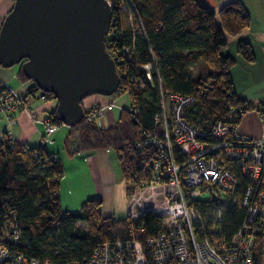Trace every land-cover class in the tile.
I'll use <instances>...</instances> for the list:
<instances>
[{
	"label": "trees",
	"instance_id": "trees-1",
	"mask_svg": "<svg viewBox=\"0 0 264 264\" xmlns=\"http://www.w3.org/2000/svg\"><path fill=\"white\" fill-rule=\"evenodd\" d=\"M110 1L113 17L106 48L115 59L120 77L114 94L127 93L130 104L121 109L116 121L105 126L87 119L93 106L85 108V116L71 126L78 132V139L72 142L68 135L65 151L73 155L112 148L128 191L134 172L154 152L152 147L139 149L135 143L160 127L155 116L162 107L161 88L166 93L194 97L184 106L182 116L202 131H210L219 120L240 123L247 111L256 108L236 96L230 74L235 58L221 51L227 44V34L236 35L249 25L250 13L240 0L225 3L218 11L204 0ZM237 51L248 60L254 58L247 41H239ZM149 62L151 80L142 69ZM19 65L21 77L27 78ZM231 106L238 109L231 113ZM51 114L63 123L57 107ZM48 144L32 146L3 134L0 236L5 220L16 215L27 244L21 248L28 255L49 258L57 264L83 263L100 243L125 238L129 222L126 217L103 216L99 211L101 197L86 199L78 210H63L58 194L64 174L62 158ZM241 179L243 185L247 183L246 178ZM222 208L223 233L230 238L245 213L238 203L230 202ZM141 224L147 235L161 227L160 218L150 211L141 216ZM254 264H264V231L255 237Z\"/></svg>",
	"mask_w": 264,
	"mask_h": 264
},
{
	"label": "built area",
	"instance_id": "built-area-1",
	"mask_svg": "<svg viewBox=\"0 0 264 264\" xmlns=\"http://www.w3.org/2000/svg\"><path fill=\"white\" fill-rule=\"evenodd\" d=\"M142 69L151 80L152 64ZM31 89L41 91L35 84ZM160 90L162 107L155 116L160 127L135 143L154 152L134 172L127 191V236L100 243L83 263L65 264H254L255 237L264 231V99L253 109L262 127L261 135L253 137L240 130V123L219 120L210 131L193 127L182 111L194 97ZM40 98L55 99L44 91ZM115 105L97 103L87 119L97 121ZM230 108L231 113L238 109ZM21 110L43 124L42 142L50 143L62 123L51 113L38 115L0 77V113L12 120ZM242 177L247 180L244 185ZM230 202L238 203L245 214L228 238L223 233L222 206ZM149 211L160 218L161 227L147 235L141 216ZM21 246L27 244L13 215L5 220L0 236V264H57L28 255Z\"/></svg>",
	"mask_w": 264,
	"mask_h": 264
},
{
	"label": "water",
	"instance_id": "water-1",
	"mask_svg": "<svg viewBox=\"0 0 264 264\" xmlns=\"http://www.w3.org/2000/svg\"><path fill=\"white\" fill-rule=\"evenodd\" d=\"M109 0H14L0 27V64H20L37 89L51 93L63 123L85 116L83 99L112 95L120 77L106 48Z\"/></svg>",
	"mask_w": 264,
	"mask_h": 264
},
{
	"label": "crops",
	"instance_id": "crops-1",
	"mask_svg": "<svg viewBox=\"0 0 264 264\" xmlns=\"http://www.w3.org/2000/svg\"><path fill=\"white\" fill-rule=\"evenodd\" d=\"M204 1L218 11L222 5L234 0ZM240 1L250 13V23L236 35L227 34V44L221 51L235 58V63L230 67V74L236 96L257 107L264 99V0ZM13 3L14 0H0V27ZM241 40L251 44L253 60L246 59L237 51V44ZM12 66L0 67V77L15 87L23 95L26 105L33 108L38 115L52 113L57 101L40 100L38 92L31 89L34 82L21 77L19 65ZM108 101L110 99L105 95L91 94L85 97L82 103L84 108H91L97 103L105 104ZM114 107L123 108L118 102ZM251 112L253 113L242 118L239 127L243 133L259 137L262 133L261 123L256 113L253 110ZM113 117V112L107 113L105 110L97 123L103 125L102 123L112 120ZM4 133L11 139L34 146L42 142L44 126L41 122L32 120L25 110L17 112L12 120L0 113V136ZM68 135L72 142L77 141L78 132L70 125L62 123L48 144L50 150L59 153L62 158L64 174L58 190L61 208L78 210L86 199L101 197L100 213L103 216L113 214L117 219H122L126 213L127 188L124 184V172L115 151L112 148L88 149L68 155L65 151Z\"/></svg>",
	"mask_w": 264,
	"mask_h": 264
},
{
	"label": "rangeland",
	"instance_id": "rangeland-1",
	"mask_svg": "<svg viewBox=\"0 0 264 264\" xmlns=\"http://www.w3.org/2000/svg\"><path fill=\"white\" fill-rule=\"evenodd\" d=\"M19 64H14L12 67H17ZM20 66V65H19ZM0 67H4L3 65H1L0 64ZM40 94H41V91H39L38 93H37V96L39 97V99L41 100V98H40ZM109 99H110V101H114L115 103H116V105L115 106H117V102L121 105V106H126V105H129L130 104V99H129V96H128V94L126 93V94H122V95H120V96H118V95H116V94H112V95H108L107 96ZM110 101H108L107 103H105V105L106 104H108ZM117 101V102H116ZM98 105H100V103H98ZM102 105H104V104H102ZM120 108L119 107H108V108H106V112L107 113H111V112H113L114 113V117L112 118V120H109L108 122H105V123H102L103 125H106V124H109V123H111V122H114V121H116V119L118 118V115H119V112H120ZM252 110H249V111H247L244 115H243V117L245 116V115H247V114H250V113H253V112H251ZM102 117V116H101ZM124 184H125V188H127V182L126 181H124ZM204 195H207V193L205 192L204 193ZM126 216V213H125V215H124V217ZM84 223V222H83Z\"/></svg>",
	"mask_w": 264,
	"mask_h": 264
}]
</instances>
